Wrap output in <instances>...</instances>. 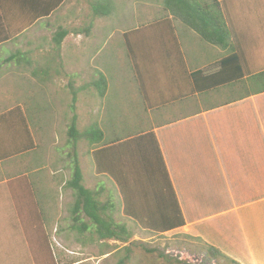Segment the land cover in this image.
Segmentation results:
<instances>
[{"label":"crops","instance_id":"obj_1","mask_svg":"<svg viewBox=\"0 0 264 264\" xmlns=\"http://www.w3.org/2000/svg\"><path fill=\"white\" fill-rule=\"evenodd\" d=\"M56 1L0 0V264L87 261L81 253L72 263L70 242L63 247L56 241L58 195L66 193L63 187L69 175H61L55 159L41 152L37 134H33L34 150L15 152L24 137L22 116L31 110L34 117L30 126L43 131L52 110L41 100V88L34 91L30 86V81L48 83L55 77L54 70L46 78L29 72L30 68L37 72L43 67L37 53L47 56L74 47L66 45L72 34L59 48L53 41L57 27L70 22H66L68 13L63 11L66 0L61 9L45 14L49 4ZM61 18L65 22L57 24ZM177 36L189 71L204 67L220 54L218 48L203 44L186 28L178 27ZM120 54L125 58L124 48ZM57 59V55L56 61L49 57L45 66L61 67ZM125 63L130 71L126 58ZM106 81L110 83V77ZM133 83L138 97L135 109L148 118L189 104L186 101L159 112H145ZM240 90L237 87L235 93ZM230 94H213L205 106H200L201 98L194 99L191 104L198 108L193 112L155 125L142 123L148 124L146 128L155 126L153 132L185 222L181 228L156 236L187 234L239 264H264V93L225 103ZM109 99L107 87L104 98L99 99V110H109ZM169 121L173 122L165 124ZM102 124L99 126L104 132L116 131L117 127L107 130ZM159 124L163 125L156 126ZM40 223H46L42 225L48 235L46 241ZM107 243L118 245L115 241ZM119 249L101 252L99 243V258L110 257Z\"/></svg>","mask_w":264,"mask_h":264},{"label":"trees","instance_id":"obj_2","mask_svg":"<svg viewBox=\"0 0 264 264\" xmlns=\"http://www.w3.org/2000/svg\"><path fill=\"white\" fill-rule=\"evenodd\" d=\"M156 1L159 4L157 17L121 34L125 58L145 112H159L199 98L208 103L213 94L221 91L231 92L225 103L264 93V0ZM63 3V0H57L49 4L45 14L61 9ZM111 5V0H92V16H110ZM71 14L73 10L69 12ZM65 20H69L68 16ZM64 22L61 18L57 24ZM178 27L194 32L203 44L218 48L220 54L204 67L189 71L178 41ZM75 32L79 31L59 25L53 36L56 47L59 48L63 40ZM83 32L88 33L89 27ZM56 55L43 54L40 71L32 72L30 68L29 72L46 78L51 70L58 71L56 65L54 69L45 66L49 57L56 61ZM96 76L91 83H84L78 89H71V83L68 85L72 94L69 107L72 115L65 133L72 153L68 154L70 175L63 189L69 190L72 196L69 230L81 234L90 231V244L98 241L100 249L103 247L111 252L118 245H109L108 241L123 244L125 256L116 264H127L132 251L127 244L134 238L135 229L161 235L183 227L185 222L153 132L155 126L144 129L139 124L130 132L115 131L112 134L104 132L96 122L78 128L74 105L78 93L84 96V100L89 97L102 99L106 94L105 76L101 71ZM237 87L241 93H235ZM22 117L25 121L24 137L18 142L16 154L35 149L33 134L37 133V127L30 126L34 114L29 110ZM160 125L163 124L156 126ZM83 141L87 143L95 174L103 179L95 189L83 185V172L76 151L77 145ZM118 213L131 222L130 225L116 221ZM43 224L46 223H40L39 230L43 231L42 237L46 241L48 235ZM178 238L193 242L198 250L214 258L218 264H239L199 238L187 234H179ZM139 246L141 254L156 252ZM132 255L135 256L133 251ZM164 261L182 264L173 259Z\"/></svg>","mask_w":264,"mask_h":264},{"label":"rangeland","instance_id":"obj_3","mask_svg":"<svg viewBox=\"0 0 264 264\" xmlns=\"http://www.w3.org/2000/svg\"><path fill=\"white\" fill-rule=\"evenodd\" d=\"M91 2L92 0H66L63 11L68 13L70 20L66 28L79 31L68 36L66 45H73L75 48L62 49L57 52V62L60 63L61 67L57 66L58 71L55 72V77L50 82L37 84L30 81V86L34 91L37 87L41 88L44 94L41 95L43 103L52 106L51 112L47 115V125L42 126L43 131L36 133L41 152H45L46 156L50 155L51 158H54L60 174H65L66 177L70 175L68 154L72 153L71 147L67 146L65 133L66 125L69 124L72 115L69 109L72 104V94L68 83H71V89H76L84 83L94 80L98 71L102 72L106 80L110 77V83L107 85L108 97L110 98L107 101L109 105L107 112L104 113L102 108L99 110V98L89 97L84 100V96L78 93V99L74 105L79 129L88 127L92 122H96L98 125L103 122L102 125L107 130L113 129L114 126L117 127V132H130L132 127L138 125L139 122L145 129L148 124L144 126V122L155 125L164 119L179 117L198 108V105L189 103L185 107H174L162 114H151L149 118L148 114L135 109L137 106H134V101L138 97L125 58L120 54L123 50L120 34L128 28L146 24L157 17L159 4L156 0H111L112 14L108 17L99 18L92 16ZM71 10H73V14L69 15ZM88 27L89 32H83ZM110 49L113 53L109 52ZM54 54L56 55V53ZM37 55L42 59V53H37ZM32 58H35V53H33ZM111 66H113L112 70L110 69ZM27 90L30 92V89ZM200 103V106L206 105L204 102ZM43 108L45 111L47 107ZM76 151L83 172V185L88 189L97 188L99 181H103V179L94 172L87 143L80 142ZM259 155L261 154L259 153ZM71 201L72 196L67 189L66 193L62 192L58 195L56 241L60 242L63 247L68 244V241L70 242L71 255L69 257H71L72 263L82 253L87 257L86 264H116L120 258L125 256L123 244L117 242L118 246L121 247L118 254L99 258V242L90 244L92 238L90 231L81 234L69 230L72 223L69 214ZM116 221H121L123 224L131 223L122 218L119 213L116 215ZM134 233L135 237L127 244V247L132 249L135 256L133 257L131 251L130 260L127 264H167L164 260L167 258L172 261V259L164 258L162 251L165 247L180 248L196 258L203 255V252L198 250L193 242H185L182 238H178L179 234L176 232L156 236L135 229ZM180 241H184V244H179ZM82 244L86 247H83ZM139 245H143L146 249H155L156 252L141 254ZM100 250L107 251L103 247ZM190 261L195 262L196 259L191 258ZM220 262L223 263L221 260ZM169 264L177 263L171 262Z\"/></svg>","mask_w":264,"mask_h":264},{"label":"built area","instance_id":"obj_4","mask_svg":"<svg viewBox=\"0 0 264 264\" xmlns=\"http://www.w3.org/2000/svg\"><path fill=\"white\" fill-rule=\"evenodd\" d=\"M162 253L165 257L176 260L182 264H218L214 258L209 257L204 252L203 255L196 258L194 255L187 254L185 250L180 248L165 247ZM191 258L196 259V261H190Z\"/></svg>","mask_w":264,"mask_h":264}]
</instances>
